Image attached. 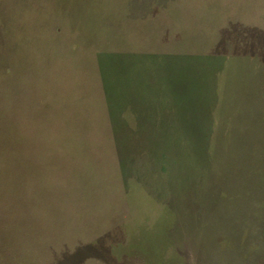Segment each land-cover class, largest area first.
<instances>
[{
  "label": "rangeland",
  "instance_id": "1",
  "mask_svg": "<svg viewBox=\"0 0 264 264\" xmlns=\"http://www.w3.org/2000/svg\"><path fill=\"white\" fill-rule=\"evenodd\" d=\"M0 264H264V0H0Z\"/></svg>",
  "mask_w": 264,
  "mask_h": 264
}]
</instances>
